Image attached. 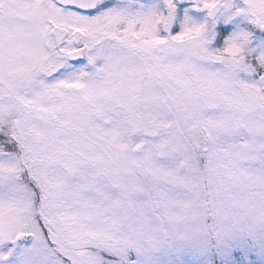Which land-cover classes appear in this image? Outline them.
<instances>
[{"label": "snow or ice", "instance_id": "snow-or-ice-1", "mask_svg": "<svg viewBox=\"0 0 264 264\" xmlns=\"http://www.w3.org/2000/svg\"><path fill=\"white\" fill-rule=\"evenodd\" d=\"M0 264H264V0H0Z\"/></svg>", "mask_w": 264, "mask_h": 264}]
</instances>
